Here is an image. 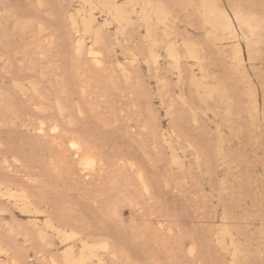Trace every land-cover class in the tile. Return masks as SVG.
<instances>
[{
    "label": "rangeland",
    "instance_id": "rangeland-1",
    "mask_svg": "<svg viewBox=\"0 0 264 264\" xmlns=\"http://www.w3.org/2000/svg\"><path fill=\"white\" fill-rule=\"evenodd\" d=\"M0 264H264V0H0Z\"/></svg>",
    "mask_w": 264,
    "mask_h": 264
}]
</instances>
